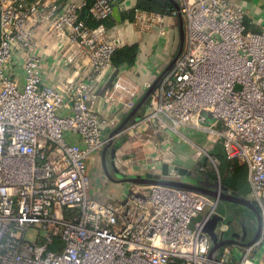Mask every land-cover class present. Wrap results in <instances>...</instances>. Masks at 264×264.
Returning a JSON list of instances; mask_svg holds the SVG:
<instances>
[{
    "label": "built area",
    "instance_id": "built-area-1",
    "mask_svg": "<svg viewBox=\"0 0 264 264\" xmlns=\"http://www.w3.org/2000/svg\"><path fill=\"white\" fill-rule=\"evenodd\" d=\"M89 1L0 0V264H264V27L246 30V12L232 0H181L184 42L174 60L179 40L171 53L167 46L178 36L175 9H134L126 24L155 41L146 65L122 69L113 55L125 34L107 22L123 0ZM47 26L58 67L38 55L36 34ZM64 49L72 50L64 64L75 77L45 84L63 68ZM173 60L122 130L124 151L112 161L120 182L154 179L175 147H189L188 161L204 158L198 170L219 181L220 161L208 152L217 144L226 160L245 166L259 236L213 259L205 224L219 218L218 238L229 229L218 200L159 184H132L108 202L91 195L92 170L103 168L111 139L103 131L112 127L99 98L105 111L128 114ZM95 84L102 94L89 91Z\"/></svg>",
    "mask_w": 264,
    "mask_h": 264
},
{
    "label": "crops",
    "instance_id": "crops-1",
    "mask_svg": "<svg viewBox=\"0 0 264 264\" xmlns=\"http://www.w3.org/2000/svg\"><path fill=\"white\" fill-rule=\"evenodd\" d=\"M27 4H32L36 2L37 0H25ZM70 0H55V4L59 6L63 2V6L65 3ZM77 4H89V0H73ZM233 3L243 8V10L246 12V18L244 20V26L246 30L253 31V32H259L264 27V0H232ZM143 1L140 0H123V2L120 3V5L117 7V10L119 12L120 20H113L112 22H107V26L109 28H116L121 29L123 33L125 34V38L123 40V43L125 46L119 50L116 51L114 56V63L116 67L119 68H126L131 67L132 69L142 68L145 64V62L148 60V57L151 53L150 46L155 41L154 39V33H146L143 35H134L133 30L130 25H127L126 22L130 21L134 15V9L142 10L145 7H148L149 5L147 2L142 3ZM170 5L171 3L168 2ZM179 3H181V0H179ZM142 6V8H139ZM174 9V8H173ZM146 10V9H144ZM85 11L82 12V14ZM157 13V12H155ZM84 15V14H83ZM82 17L84 18V16ZM87 24L89 26L95 24V22L91 20H87ZM49 27L47 26L46 32L43 31V29L37 32L36 37L39 40V47H38V55L44 60L45 64L57 66L59 65L58 62L61 61V59H54L53 55H51V38L46 36L47 29ZM175 46L174 39H170L169 44L167 46L168 53L172 52L173 47ZM63 52V68H61V71H58V74L55 75L54 73L49 75L48 77H45L43 82L45 84H58V83H64L66 79L70 77H75L73 73V69L71 67H67L64 64V58L69 57L72 54L71 49H64ZM129 53V51H131ZM53 59V63L51 62ZM146 65V64H145ZM48 66V65H47ZM61 66V65H60ZM162 68V67H161ZM160 68V69H161ZM73 73V75H72ZM103 86L99 84L91 85L89 88V91L102 94L103 92ZM105 104L106 100L103 98H99L98 100V108L101 112H105V115L108 116V119L110 121V125L112 127H108L104 129L103 131V139L106 141L110 138V133L112 129H115L126 117V112L123 110L116 111L115 113H111L108 111H105ZM211 121H214L212 119H209ZM127 140V135L124 133V131H120L115 135L113 138V144L106 150L105 154V163H106V169L109 175L111 176L112 180L109 179L104 167L100 168L99 170H92L91 173V195L92 197L99 201V202H108L112 200H120L122 197L125 196V194L131 189L132 184L129 182L118 180L120 172L119 170L113 165L112 158L115 156L117 158L119 157V152L122 149L124 151V143ZM203 138L199 140L200 145H203ZM118 150V151H116ZM104 151V149H103ZM102 151V155H103ZM208 152H210L212 155L216 156L219 161V181L215 173H210L207 171L206 173H201L198 170V167L205 163L204 158L195 159L197 160L195 162H189L188 158L190 156H194V151L189 147H183L181 151H179L175 147V157L173 155V161L172 164H166L162 165L158 171V173L161 176H168L169 174H173L174 170L172 167H178L187 173L186 175L190 176L189 178H195L198 181H204V177L207 176L209 181L212 183L219 182L220 185L226 189L229 193H233V191L224 185L233 186L236 183V188H239L242 190V188H245L248 190V193L244 195V197H247L249 194V186L247 183L246 175L247 170L245 166L239 165L235 161L229 162L226 160V158L223 155L222 149L220 145H211L208 148ZM129 154H133L128 152ZM126 154V153H125ZM127 155V154H126ZM124 158V157H122ZM187 160V161H185ZM174 176V175H172ZM179 176V175H177ZM185 179V176H180ZM228 180H233L232 185L227 184ZM220 202L218 201L217 210L218 213L222 216H224L227 220V223L229 225V229L227 232L219 235V238L222 239H231L234 235L243 236L244 230H245V237L247 239H251L254 237L256 233V219L253 213H244L243 211H240L236 205L222 202L225 204V208L222 210H219L218 207H220ZM248 212V211H247ZM247 216H246V215ZM232 245H228L226 247H231ZM225 248V247H224ZM223 248L217 253L215 257H218L221 255Z\"/></svg>",
    "mask_w": 264,
    "mask_h": 264
},
{
    "label": "water",
    "instance_id": "water-1",
    "mask_svg": "<svg viewBox=\"0 0 264 264\" xmlns=\"http://www.w3.org/2000/svg\"><path fill=\"white\" fill-rule=\"evenodd\" d=\"M171 3L172 7L175 9L177 12V20H178V38H179V45H178V52L174 60L177 58V56L181 53L182 47H183V42H184V26H183V19L180 13V4L179 0H167ZM113 17L115 20L119 21L120 16L117 8L113 9ZM174 60L170 63V65L161 73V75L152 83L151 87L144 93L142 98L138 101L137 105L126 115L125 119L110 133L111 139L108 141L107 145L104 147L103 151V167L108 175V177L112 180L111 176L107 172L106 169V163H105V154L106 150L112 145V138L114 135H116L118 132L122 131L127 124H129L132 120L137 118L143 106L145 105V102L149 95L151 94L152 90L154 87L157 85L158 81L161 79V77L165 74L167 70L170 69L172 66ZM174 170L173 174L174 176H185V181L183 182H177V181H170L166 180L163 178H168L172 177L171 174L168 176H160L159 178H141V177H131L128 179H123L122 181L129 182L134 185H142V186H148V185H164V186H170V187H176L180 189H185L189 191H194L203 195H206L212 199L222 201V202H227L239 207H243L247 209V214L248 213H253L256 219V233L254 237L252 238V241L256 240L259 236L260 232V219H259V214L256 208L250 203V201L244 197L241 196L235 192L229 193L224 189L220 183L217 181L215 183H212L209 181L208 177H204V181H198L195 178H189L190 176L186 175L187 173L185 170L178 168V167H172ZM219 221L218 217H214L212 220H210L208 223L205 224L203 230L206 232L211 240V248L209 251V258L213 259L217 255V253L224 247L228 245H244L242 243V240H244L245 237V230L243 236L239 235H234L231 239H222L218 238L217 235L214 232L215 226L217 222ZM251 241V242H252Z\"/></svg>",
    "mask_w": 264,
    "mask_h": 264
},
{
    "label": "trees",
    "instance_id": "trees-1",
    "mask_svg": "<svg viewBox=\"0 0 264 264\" xmlns=\"http://www.w3.org/2000/svg\"><path fill=\"white\" fill-rule=\"evenodd\" d=\"M140 1H143L142 3L144 2H147V4L149 5L148 7H145L144 9H146L145 11H149V12H157V13H166L168 12L169 10L173 9L172 5H170L167 1V0H140ZM139 8H142V6H140ZM142 9V10H144ZM91 26H95V24L91 25ZM131 51H129V53H131ZM114 56L115 54L113 55V60H114ZM113 64L115 65L114 61H113ZM233 183V180H228V183L229 185H232ZM225 187L231 189L233 192L241 195V196H244L248 193V190H246L245 188H242V190H240L239 188H236V183L233 185V186H228V185H224Z\"/></svg>",
    "mask_w": 264,
    "mask_h": 264
},
{
    "label": "rangeland",
    "instance_id": "rangeland-1",
    "mask_svg": "<svg viewBox=\"0 0 264 264\" xmlns=\"http://www.w3.org/2000/svg\"><path fill=\"white\" fill-rule=\"evenodd\" d=\"M178 40H179V38H178V36H176V37L174 38V43H175V45L178 44ZM138 117H140V115H139ZM138 117H137V118H138ZM97 169L99 170V167H98ZM208 171H209L210 173H214L212 170H209V169H208ZM163 179L170 180V181H177V182H183V181H185V180L183 179V177H180V176H172V177L163 178ZM221 206H222L223 208H225V204H223L222 202H220V207H218L219 210H222L223 212H225V211L222 209ZM245 215H246V214H245ZM246 216H247V215H246ZM195 221H197V220H195ZM245 241H246V239H245Z\"/></svg>",
    "mask_w": 264,
    "mask_h": 264
},
{
    "label": "flooded vegetation",
    "instance_id": "flooded-vegetation-1",
    "mask_svg": "<svg viewBox=\"0 0 264 264\" xmlns=\"http://www.w3.org/2000/svg\"><path fill=\"white\" fill-rule=\"evenodd\" d=\"M238 207V209L240 210V211H243L244 213H247V209H245V208H243V207H239V206H237Z\"/></svg>",
    "mask_w": 264,
    "mask_h": 264
}]
</instances>
